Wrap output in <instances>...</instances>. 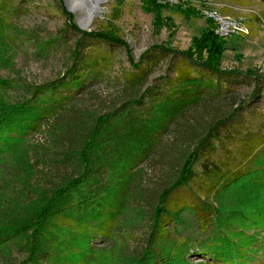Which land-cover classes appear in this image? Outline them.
<instances>
[{"label":"rangeland","instance_id":"obj_1","mask_svg":"<svg viewBox=\"0 0 264 264\" xmlns=\"http://www.w3.org/2000/svg\"><path fill=\"white\" fill-rule=\"evenodd\" d=\"M71 1L0 0L1 113L23 100L33 101L38 97L36 91L65 80L75 66L72 54L76 50L79 51L78 57H81L80 72H84L85 86L70 93L63 89L62 94H71V100L65 101L62 107L54 108L50 125L57 120L56 116L61 110H67L62 114L69 110L79 112L85 120L89 116H105L120 111L135 96L145 97L148 89L153 94H161L162 91L172 93L183 74L194 77L202 74L187 59H173L156 53H151L149 61L145 60L142 68H135L131 64V59L135 64L139 63L142 55L153 46L164 45L174 51H189L192 40L202 37L211 26L195 3H188L183 10L179 6L167 5L163 12L165 19L157 27L156 17L147 3L149 0H84V9L75 12L69 5ZM95 1L100 5V11L95 13L90 26L84 28L82 23L87 22L85 10L95 9L92 4ZM212 1L213 8L222 15L238 20L248 29L246 35H235L224 40L225 51L218 67L224 71L256 70L264 74V0ZM188 9L193 13L189 17L182 12ZM67 13L72 16V25L82 31L105 33L125 41L131 57L124 47L83 39L80 33L68 26L70 19ZM140 77H144L142 84L131 83L134 78ZM223 87L221 93H225V97L192 109L185 118L187 123L202 132L213 125L209 123L214 119L233 116L229 124L219 128L214 135L213 147L193 168L195 178L191 186L200 201L214 191L211 180H216L218 174L243 170L252 160L251 153L254 157L264 156V83L259 88V92H262L260 100L248 107L243 106L240 111H236L240 100L247 103L252 101L250 96L256 88L254 82L240 81L238 85L223 83ZM234 100H237L236 104ZM145 103H148L147 99ZM50 125L44 123L40 131L22 138L12 148H5V156L0 154V229H22L32 219V211L41 201L45 189H50L52 183H58L73 173L69 161L58 160L52 151L54 147H50ZM159 143L161 146L157 152L144 163L133 167L129 177H122L119 173L109 174L108 182L99 189L102 194L99 196L109 195L111 199L106 204L107 212L101 222L105 227L109 225L105 230L106 235L89 240L88 246L91 248L88 250L87 264H137L138 253L148 247L146 243L152 233V222L145 219L142 210L148 196L158 194L166 181L173 179V168L169 166L165 153V149L171 150L175 143L173 131L159 136ZM95 150L99 152L100 147L97 146ZM138 193H144L146 198ZM171 201V208L177 204L197 205L187 190L175 192ZM109 209L112 214L114 210L117 211L115 218L107 217ZM183 221L177 228L179 234L172 223L166 222L163 234L168 235L166 238L169 241L164 244L171 251L176 245L185 244L183 241L188 236L195 235V239L202 240L209 238L208 233L199 232L191 213H184ZM73 226L74 229L70 231L79 234L81 231L75 230L77 223H73ZM242 231L249 240L258 241L247 247L248 254L255 257L251 264H264V232L250 226L242 228ZM22 239L23 235L21 239L19 236L16 238L13 249L0 247V264H32L21 248ZM172 240L174 244L169 245L168 242ZM238 240L237 237L235 242ZM183 248H187L183 258L185 262L207 263L206 258L196 256V251L200 250L196 242H193L191 251L187 245ZM78 250L75 248L77 253ZM179 251L175 250L172 254Z\"/></svg>","mask_w":264,"mask_h":264},{"label":"trees","instance_id":"obj_2","mask_svg":"<svg viewBox=\"0 0 264 264\" xmlns=\"http://www.w3.org/2000/svg\"><path fill=\"white\" fill-rule=\"evenodd\" d=\"M147 3L159 27L165 19L163 12L167 5L152 0ZM179 8L183 10L182 6ZM182 12L187 17L193 14L190 9ZM67 17L70 19L68 26L80 33L83 39L124 47L130 56L125 41L105 33L82 31L72 25L71 14L67 13ZM208 22L211 24L208 31L192 40L189 51H174L164 45L153 46L142 55L139 63L135 64L131 59L135 68H142L144 61H149L151 53H156L173 59L184 58L197 66L202 74L197 77L183 74L178 78L172 93L162 91L161 94H153L148 89L145 97L135 96L120 111L105 116H89L88 120L81 118L79 112L69 110L62 114V111L67 110H61L56 116L57 120L50 125L55 114L54 108L62 107L65 101L71 100V94H62L63 89L70 93L85 86L84 72H80L82 61L76 50L72 54L75 66L65 80L36 91L38 97L33 101L23 100L0 112L2 156L6 154L5 148H12L22 138L26 139L40 131L43 124L47 123L52 139L50 147H54L53 150L50 148L49 153L54 151L58 160L69 161L68 164L74 169L70 176L45 189L41 201L32 211V219L22 229H0V247L13 249L16 238L19 236L21 239L23 235L21 248L32 264H87L88 250L91 248L88 246L89 240L106 235L105 230L109 225L105 227L101 222L107 212L106 204L111 199L109 195L99 196L102 195L99 189L106 185L109 174L119 173L122 177H129L133 167L144 163L157 152L161 146L159 136L173 131L175 143L171 150L165 149L169 166L173 168V179L167 180L158 194L149 195L143 207L145 219L152 222V233L146 243L148 247H144L136 257L137 264H189L183 260L187 251L183 246L187 245L191 251L193 242L200 247L196 256L206 258L205 264H251L255 257L248 254L247 247L258 241L249 240L242 228L250 226L264 232V156L254 157L251 153L252 160L243 170L218 174L216 180H211L214 191L204 201H200L191 186L195 178L193 168L213 147L214 135L219 128L229 124L233 116L214 119V122L209 123L213 125L202 132L187 123L185 118L192 109L225 97V93H221L223 83L238 85L240 81H248L256 85L250 96L252 101L247 103L239 99L236 111L260 100L262 92H259V88L264 83V74L256 70H221L218 63L226 44L216 35L212 21ZM143 78H134L131 83H141ZM146 99L148 103H145ZM233 103L236 104L237 100ZM97 146L100 147L99 152L95 150ZM180 190H187L197 205L177 204L171 208V197ZM138 194L146 198L144 193ZM110 212L111 209L107 217L115 218L117 211L114 210L113 214ZM186 212L194 215L197 229L202 234L208 233L209 238L202 240L195 239V235L188 236L183 241L185 244L176 245L171 251L164 244L169 241L168 235L163 234L166 222L172 223L173 229L179 234L177 228L184 222ZM73 223H77L75 230L81 231L79 234L70 231L74 229ZM237 237L239 240L235 242ZM168 244H174V241ZM75 248L79 249V253ZM175 250L180 251L173 255Z\"/></svg>","mask_w":264,"mask_h":264},{"label":"built area","instance_id":"obj_3","mask_svg":"<svg viewBox=\"0 0 264 264\" xmlns=\"http://www.w3.org/2000/svg\"><path fill=\"white\" fill-rule=\"evenodd\" d=\"M168 6L186 7L188 3H195L201 8V14L212 21L216 35L221 39L227 40L235 35H246L248 29H245L238 20L233 17L222 15L218 9L212 7V0H156Z\"/></svg>","mask_w":264,"mask_h":264},{"label":"bare ground","instance_id":"obj_4","mask_svg":"<svg viewBox=\"0 0 264 264\" xmlns=\"http://www.w3.org/2000/svg\"><path fill=\"white\" fill-rule=\"evenodd\" d=\"M95 6V9L86 11L85 10V19H86V23H82V25L84 26V28H87L90 26V22L92 21V18L94 17L95 13L100 11V5H98V2H93L92 3ZM71 7L72 11H76L78 9H84L85 4H84V0H72L71 3L69 4Z\"/></svg>","mask_w":264,"mask_h":264}]
</instances>
